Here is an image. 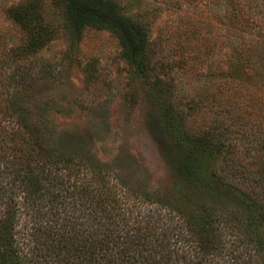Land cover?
Instances as JSON below:
<instances>
[{
	"label": "trees",
	"instance_id": "trees-1",
	"mask_svg": "<svg viewBox=\"0 0 264 264\" xmlns=\"http://www.w3.org/2000/svg\"><path fill=\"white\" fill-rule=\"evenodd\" d=\"M180 1L215 14L234 36L236 67L264 84V0ZM54 2L75 31L114 34L123 57L149 77V21L116 0ZM7 14L27 34L20 56L56 36L35 2ZM159 90L148 97L174 150L165 199L127 185L57 131L43 108L0 106V264H264V144L244 162L220 135L191 132Z\"/></svg>",
	"mask_w": 264,
	"mask_h": 264
},
{
	"label": "rangeland",
	"instance_id": "rangeland-1",
	"mask_svg": "<svg viewBox=\"0 0 264 264\" xmlns=\"http://www.w3.org/2000/svg\"><path fill=\"white\" fill-rule=\"evenodd\" d=\"M116 1L128 16L151 23L154 68L147 78L123 57L114 34L75 31L54 0H0V106L15 100L43 108L66 139L110 163L127 185L160 199L172 193L174 150L148 97L154 89L171 99L191 132L220 135L244 162L260 150L264 84L236 67L234 36L217 16L180 0L171 6ZM29 2L56 36L40 51L20 56L27 34L7 9Z\"/></svg>",
	"mask_w": 264,
	"mask_h": 264
}]
</instances>
